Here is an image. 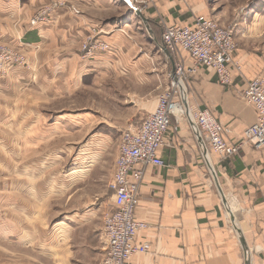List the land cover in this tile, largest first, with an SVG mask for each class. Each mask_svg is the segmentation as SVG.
<instances>
[{
  "label": "crops",
  "instance_id": "0c3cea01",
  "mask_svg": "<svg viewBox=\"0 0 264 264\" xmlns=\"http://www.w3.org/2000/svg\"><path fill=\"white\" fill-rule=\"evenodd\" d=\"M139 1L146 25L120 0H0V45L21 53L27 64L0 73V128L28 130L27 138L13 144L31 146L30 155H41L33 161L64 160L63 149L42 157L37 147L57 135L84 132L71 141L75 144L91 129L94 135L73 158L88 162L93 143L103 141L102 131L107 137L136 128L154 111L157 93L173 90V68L192 65L179 48L164 53V28L192 26L197 17L234 25L232 60L240 71L226 86L203 67L186 75L182 84L189 106L208 111L229 145H239L254 124L255 111L243 92L252 78L264 75V6L252 10L253 0ZM55 2L63 6L49 23L29 25L38 9ZM93 28L104 33L100 38L110 48L83 59L81 42ZM75 97L78 109L71 110ZM196 136L185 118L171 117L157 151L163 166L143 168L134 217L148 229L135 241L148 243L150 250L134 255L131 264H245L243 246L249 264H264V148L243 144L235 155L221 158ZM41 167L25 174L32 180L43 172L37 183L0 192V264H103L101 209L68 210L54 219L58 212L51 203L69 188L61 184L75 185L74 174L84 172L77 167L57 184Z\"/></svg>",
  "mask_w": 264,
  "mask_h": 264
},
{
  "label": "built area",
  "instance_id": "2783aa9c",
  "mask_svg": "<svg viewBox=\"0 0 264 264\" xmlns=\"http://www.w3.org/2000/svg\"><path fill=\"white\" fill-rule=\"evenodd\" d=\"M131 2L141 12L142 8L138 3L140 1ZM60 6L59 3H52L38 9L29 20V25L49 23L51 16ZM233 34V24L219 25L213 20L197 17L192 26L165 27L161 39L167 50L179 48L187 53L192 61L189 68L182 64L176 65L175 75L179 81L203 67L215 75L220 85L226 86L232 83L233 73L240 71V66L232 60L237 49ZM109 48V44L98 37H88L82 43V58L89 59L96 53L107 52ZM8 65L18 68L27 66L25 57L19 52L8 46H0L2 75H5L4 69ZM173 86L171 93L167 92L158 98L154 111L144 121L121 135L110 182L114 210L106 214L102 222L106 245L103 264H131L134 255L145 254L150 250L148 243L135 241L137 233L147 230L148 224L135 219L134 211L138 203L143 168L163 166L157 151L162 146L163 135L171 117L185 118L192 129L198 132L208 151L221 158L235 155L243 144L255 149L264 148V75L252 78L243 92V99L255 111V122L244 131L242 142L236 146L224 141L221 126L208 111H198L189 104L185 109L180 102L173 101V95L180 94L177 85Z\"/></svg>",
  "mask_w": 264,
  "mask_h": 264
},
{
  "label": "rangeland",
  "instance_id": "374dc122",
  "mask_svg": "<svg viewBox=\"0 0 264 264\" xmlns=\"http://www.w3.org/2000/svg\"><path fill=\"white\" fill-rule=\"evenodd\" d=\"M55 3L61 4L60 7L63 6L61 2H55ZM250 4H252L250 6L252 7V10H259V8L264 6V0H253L252 2H250ZM138 12L141 13L139 10ZM34 14L32 15L31 18H33ZM103 34L104 33L100 32L97 28L91 29L90 33L81 42V47H82V43H84V41H86L88 37L90 38L98 37L101 41H103L100 38ZM262 36L263 39L261 40L264 43V34ZM0 46L2 47L6 45H0ZM163 48H165V46H163ZM165 50L166 52L168 51L166 48ZM8 67L15 68L17 66L9 65L5 67L4 69L5 75L7 74V69H9ZM175 67L173 68L174 74H175ZM178 82L180 83V86L184 89L182 80L181 81L178 80ZM173 84L176 83L173 81ZM184 91L186 90L184 89ZM167 92L171 93V90L163 91L160 94L157 93L156 101H158V98L160 96L166 94ZM180 94L176 97H174L173 95V101L180 102L182 104ZM69 102H70L69 108H71V110L78 109L77 97L73 98ZM188 104L189 103L187 99V105ZM55 105H56V109L61 108V103H56ZM145 118L142 121H144ZM140 123L136 124V126H138ZM10 126L7 125L5 129L0 128V154H1L0 155V192H10V191L12 192L13 186L25 185L27 183L29 185L31 181L34 184L37 183L40 180L39 177L40 175L43 174V172L42 174H38L39 176L35 177L32 180L25 177V174L27 171L31 170L32 168L36 169L39 164H42L41 169L42 171L44 170L45 176H47L48 173H52L54 175L57 184L58 182L61 183L63 180L68 179L65 178L67 172H72L74 170L77 171L79 168H81L82 171L84 172L85 170H91L92 167L90 166L96 164L94 170L90 171L91 173L89 172L86 175L85 172L82 175L75 173L74 174V176L76 177L75 180H79L77 183H75V185L73 184L72 186L73 182L71 181L63 182L61 186L64 187L69 186V188L64 189L62 191V193L65 192L64 195L62 197H58L59 199L54 198L51 204L53 205L55 211L58 212L55 213L56 216L54 215L55 220H57L62 215L61 213L68 210L73 211V210H77L78 208L82 210L84 209V207L92 208V209H101V211L99 212L101 213L99 220L101 221L102 224L104 216L108 213H111L114 210L112 206L113 200L110 190L111 166L115 157L117 156L118 144L120 142L121 135L124 131H116L115 133H112L113 134L112 136H107V137H105V131H102L101 137L103 141L102 142L95 141V143L93 144H96L97 146H92V151L90 152L91 154H87L86 156L87 158L88 157L90 158V155H93L94 157H92L89 160V161H94L93 163H88L89 161L88 162H84V161L81 162L79 160H76L75 162L73 161V158L75 157V153L78 152V149L80 148L81 150V146L84 144V142L91 139V137L94 135L95 132L93 130L91 129L87 130L85 139L84 140L81 139L79 142L75 144H71V141L76 140L79 137H82L84 132H81L79 134L80 135L79 137L78 135L76 137L64 136L63 138H61V135L54 136L53 139H50L48 142L44 143L43 145L37 148L40 150L41 153H43L44 156L42 155V157H49L52 154L51 152L53 151L57 154H60L58 150L63 149V151L66 153L64 160H58L57 162L38 163L33 161L35 155H30L31 146L27 144L22 147H19L13 144L14 142H20V139L27 138L28 130L13 129ZM93 151H100L98 152L99 155L94 154ZM40 156H35V157H40ZM68 158L69 160H67Z\"/></svg>",
  "mask_w": 264,
  "mask_h": 264
},
{
  "label": "water",
  "instance_id": "95a60500",
  "mask_svg": "<svg viewBox=\"0 0 264 264\" xmlns=\"http://www.w3.org/2000/svg\"><path fill=\"white\" fill-rule=\"evenodd\" d=\"M123 4H125L137 17H139V19L146 25V23H147V20L142 16V14H140L139 12H138V10H137V8L131 3V0H120ZM163 51H164V53H166L167 54V52H166V50H165V48H163ZM172 80L178 85V87H179V90H180V92H181V102H182V104H183V106L185 107V109H187V96H186V92L184 91V89L180 86V83L178 82V80H177V77L175 76V74H174V69H173V75H172ZM195 133H196V138H197V141L201 144V145H203V143H202V140H201V138H200V136H199V134H198V132L195 130ZM203 148H204V146H203ZM203 158H204V160L208 163V161H207V152H206V150L205 149H203ZM209 169H210V171L213 173V171H212V168L209 166ZM221 200H222V202H223V204L226 206V201H225V199H224V197H223V195L221 194ZM230 221H231V224L233 225V227H234V229L236 230V232H237V234H239V232H238V229H237V227L235 226V224H234V219H233V217L232 216H230ZM240 242H241V244L243 245V243H242V240H240ZM243 253H244V256H245V264H249V262H248V252H247V250H246V248L243 246Z\"/></svg>",
  "mask_w": 264,
  "mask_h": 264
}]
</instances>
